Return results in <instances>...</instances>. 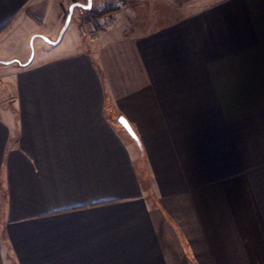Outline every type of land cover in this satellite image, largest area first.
<instances>
[{
    "label": "crops",
    "instance_id": "obj_1",
    "mask_svg": "<svg viewBox=\"0 0 264 264\" xmlns=\"http://www.w3.org/2000/svg\"><path fill=\"white\" fill-rule=\"evenodd\" d=\"M148 2L28 58L82 0H0V264H264V0Z\"/></svg>",
    "mask_w": 264,
    "mask_h": 264
},
{
    "label": "rangeland",
    "instance_id": "obj_2",
    "mask_svg": "<svg viewBox=\"0 0 264 264\" xmlns=\"http://www.w3.org/2000/svg\"><path fill=\"white\" fill-rule=\"evenodd\" d=\"M148 1L149 0H110L108 3H103V0L102 1L92 0L91 9H95L96 11L102 10V8L107 5L118 7L117 8L118 10L116 12L112 14H108L96 20L95 22L89 21L86 18L87 13L85 10L75 8L73 10L72 17L67 30L63 34L61 41L56 45H51L50 43L43 40L41 36L47 38L50 41H56L64 23H61L58 29H56L55 27H53L52 29L51 26L53 25L54 21H52V19L49 18L48 21L45 20L44 22L45 24L43 30L44 34L42 32L35 33L38 34V36L33 39L31 45H30L31 37L34 34H32L28 39L27 42L28 58L31 55L34 58L40 53L45 52L46 50L71 48L75 46H81V47L92 46L95 43L94 42L95 38L99 37V35H101V33L105 31H110L118 27L119 28L127 27L128 24L133 25L137 20L147 21L148 19L147 10L150 4ZM82 4H86V0H82ZM67 13L68 10L63 14L64 22ZM116 13L118 14L115 15ZM54 16L56 19V15ZM46 29L52 31L55 36H52V34H49L50 35L49 37L46 36L45 33H49L48 31H46ZM51 38H53V40ZM13 64L17 66L16 65L17 63H13ZM182 244H183V248L185 249V252L189 254L190 252H189L188 244L186 242ZM183 260L185 259H182L180 264H187L186 261ZM190 262L191 261H189L188 264H191Z\"/></svg>",
    "mask_w": 264,
    "mask_h": 264
},
{
    "label": "water",
    "instance_id": "obj_3",
    "mask_svg": "<svg viewBox=\"0 0 264 264\" xmlns=\"http://www.w3.org/2000/svg\"><path fill=\"white\" fill-rule=\"evenodd\" d=\"M75 8H79V9H83L85 11H90L91 8H92V0H86V4H80V3H73L69 6L68 8V13L66 15V19H65V22H64V25L58 35V38L56 41H50L48 40L47 38L41 36V38L43 40H45L46 42L50 43L51 45H56L58 44L61 39H62V36L63 34L65 33V31L67 30L68 26H69V23H70V20H71V17H72V13H73V10ZM37 37V36H35ZM33 37L31 39V43L33 41V39L35 38ZM30 62V60L25 64V66ZM118 124L127 132V134L130 136V138L135 142L136 146L138 147L139 151H140V154H141V158L143 157V149H142V145H141V142L139 140V138L137 137V135L135 134V132L133 131L132 127L130 126V124L127 122V120L123 117L119 118L118 119Z\"/></svg>",
    "mask_w": 264,
    "mask_h": 264
},
{
    "label": "trees",
    "instance_id": "obj_4",
    "mask_svg": "<svg viewBox=\"0 0 264 264\" xmlns=\"http://www.w3.org/2000/svg\"><path fill=\"white\" fill-rule=\"evenodd\" d=\"M117 8L118 7H116V6L107 5V6L103 7L102 10H99V11H96L95 9H91L90 11H86V13H87L86 18L89 21L95 22L96 20H98V19H100V18H102L108 14H112V13L116 12L118 10ZM18 64L20 66H25V64H21L19 62H18Z\"/></svg>",
    "mask_w": 264,
    "mask_h": 264
}]
</instances>
